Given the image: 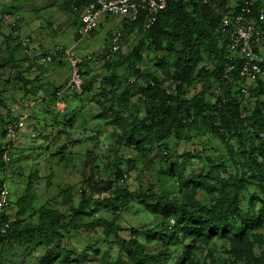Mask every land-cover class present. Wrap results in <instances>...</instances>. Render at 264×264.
<instances>
[{"label": "rangeland", "instance_id": "374dc122", "mask_svg": "<svg viewBox=\"0 0 264 264\" xmlns=\"http://www.w3.org/2000/svg\"><path fill=\"white\" fill-rule=\"evenodd\" d=\"M208 2L209 19L222 10H232L237 3L236 0ZM73 3H79V0H73ZM68 7L65 0H0V150H4L5 162L10 160L5 172L0 171V177L6 180L11 195L9 218L23 228L39 225L43 211L50 210L62 217L57 229L49 235H31L4 245L0 251V264H150L151 261L156 264H220L216 259L225 261V264H248L230 258L225 253L228 243L218 239L196 244L192 252L179 247L170 248L169 252L165 250L155 234L161 225L166 224L162 218L168 210L159 208L153 200L131 202L115 215L111 210L115 204H105L104 200L112 197L107 190L108 183L117 171L125 168L129 177L125 187L133 193L179 200V184L169 173L160 149L151 144L149 135L141 133L135 137V144L123 145L122 126L113 129L106 124L110 119L103 118L112 112L109 111V102L103 107L92 101L95 89L88 95L90 86H87L85 93L77 97L72 95V90L66 89L70 67L65 60L55 56V62L46 68L40 63L41 57L53 55L56 46L72 48V53L81 57L98 53L103 45L108 46L110 36L124 22L122 17L105 16L95 33L78 43L75 30L80 25V18ZM186 10L194 16L192 28L197 32L194 37H199L198 42H204L203 46L198 45L192 51L187 49L184 57L179 56L184 48L182 32L172 18L162 22L172 37L161 38L157 43L143 41L145 33L130 26L123 30V47L113 58L116 64L127 61L126 67L122 64L116 71L120 87L124 88L128 80L131 82L127 68L131 61L144 80H151L148 79L151 76L158 83L162 81L164 87H169L177 72H184L187 80L184 82V97L187 100L200 95L211 80L205 99L211 103L215 101L219 95L218 83L210 76L214 61L203 37L205 28L211 24H207L209 20L205 21L201 13L193 12L190 6L187 5ZM4 15L9 19L2 22ZM13 25L18 27L20 36L29 37L28 48L15 46L14 41L8 39ZM136 48L141 56L137 62L134 57ZM261 53L264 55V51ZM92 63L86 69L90 73L87 81L93 78L90 85L94 82L97 88L112 69L100 60ZM242 86L246 89V94L239 91L243 97L239 104L243 118L252 115L257 102L264 110V95H257L256 81L247 80ZM115 95H121L120 89ZM131 98V104L139 111L137 121L150 125L145 114L146 105L138 104L139 95ZM113 107L115 112L123 114L120 107ZM20 117L25 118V127L14 136H8L7 124ZM237 123L242 132L237 139L244 144L235 140L234 145L226 147L219 138L209 133L202 136L195 129L182 133L180 141L171 137L164 142L172 149L170 161L178 166L185 165L178 159L184 149L190 153L199 152L188 167L184 166L182 176L200 174L202 177L186 187L184 199L204 207L222 199L225 189L208 179L210 166L207 163L215 167H211L213 171L224 167L223 171L227 172L224 179L228 185L234 183L233 179L242 181L243 170L245 176L250 175L253 160L264 168V151H259L264 150L263 127L244 130L247 125L244 126L243 119L239 118ZM188 137L192 145L185 142ZM227 139L233 144L235 138ZM209 147L215 154L212 152L209 157H203L201 149ZM148 150L155 155L154 162L148 163ZM119 160L123 162L119 163ZM204 185L208 188L201 187ZM89 186L92 188L84 196ZM228 192L232 194V190L228 189ZM253 192L251 187L241 195L242 209H246L249 194ZM27 196L30 205L21 213L20 202ZM82 201L86 203V215L80 212ZM98 220L107 222V227L91 225ZM174 222L169 220L165 227L169 230ZM134 229L135 240L131 238ZM260 233L263 243H254L252 251L264 264V230Z\"/></svg>", "mask_w": 264, "mask_h": 264}, {"label": "trees", "instance_id": "16d2710c", "mask_svg": "<svg viewBox=\"0 0 264 264\" xmlns=\"http://www.w3.org/2000/svg\"><path fill=\"white\" fill-rule=\"evenodd\" d=\"M65 1L69 5L68 10L81 13L89 3L94 2L95 0H79V3L75 4L73 3V0ZM236 2L237 3L232 10H222L216 17L209 19L207 15V9L210 8L208 0H169L166 9L159 13L156 22L149 30H144V24L147 20L146 12L140 13L137 22L134 24L125 22L120 24L122 30H126L130 26L140 28L145 33L143 41L149 40L150 43H157L161 38L168 39L169 37H172L170 31H167L165 29L166 27H163L162 22L170 18L174 19V21L176 20L175 23L182 32L181 37L184 44L183 51H180L179 56L184 57L187 49L192 51L198 45V47H202L204 44V42L201 44L198 42L201 40L199 37H194V34L197 33L195 29L192 28V25L195 23V19H193L194 16L191 15L190 12H187L186 7L188 5L191 9H194L193 12L201 13L205 21L209 20L207 24H211L208 28H205V34L203 37L207 42L206 47L208 48V51H210L209 56H212L214 61L210 76L215 79L216 83H218L217 90L219 91V95L212 103L205 99V94L209 92L211 86V80L200 95L187 100L184 97V82L187 81L184 72H177L176 75L172 77L173 81H171V84L168 85L169 87H164L162 85V81L158 83L155 78H152L151 76H148V79L151 80H144V77H142V75L140 76V72L139 69L136 68V64L134 65L131 61L127 64V68L130 71L132 79H135V82L132 84L131 82L129 83L128 80L126 84L128 87L124 86V88H122L120 87V78L117 76L116 71L122 64L125 66L127 61L124 60L120 64H116L113 63L114 59L106 61L104 60V56L101 57V55H99V58H95L94 61H103L102 64H104V66L112 69L110 70L111 74L109 73L106 77L102 78L99 86L96 88L94 82L90 85L93 78L87 81L89 77L88 74L90 73L86 69L93 64V60L84 62V64L80 66L81 77L83 78L82 92L77 94L72 91L71 93L74 97H77L78 95L85 93V88L87 86H90V88L87 89L89 90L88 95L95 89L96 91H94L93 95H91V99L96 102L98 106L101 105L103 107L107 106V102H109L108 106L110 108L109 111L112 110L111 114L102 115H104V119H110L106 123L109 127L118 129L121 128L119 125L122 126L123 140L125 139V143H123V145L128 146L135 144V137L141 133L145 134V136L149 135L148 137L151 139V144H155V148L160 149L159 151H161L160 153L162 158L165 159L169 173L173 175L174 181L179 184V200L175 197L168 199L167 196L157 197L148 193H133L128 191L125 187L129 178L127 172L128 169L125 168L123 170H119L114 174V179L110 180L107 185V190L110 191L112 197H107L104 200L105 204H115L111 209L114 215L119 210L125 209V206L131 202L141 201L144 199L153 200L159 205V208H163L164 211L168 210V213L163 215L162 218V221L164 220L166 224L161 225L157 232L155 231V237H158L159 241L162 242L163 247L168 252L170 251V248L178 247L192 252L194 251L196 244L206 243L208 240L214 241L215 239H218L228 243V248L225 253L230 258L232 257L234 260L239 261L244 260V262H247L248 264H261L262 260L254 256L252 249L254 243H258V245H262L263 243L260 231L264 230V168L260 167V165L253 160V164H251V168H249L252 173L245 176V170H243V180L237 181L236 179H233L234 183L228 185L224 179V174L227 173L226 171H223L224 167L219 169L220 171L218 169L213 171L211 167L214 166L211 163H207L210 166L209 170H207L209 175L208 179H210L211 182L214 181L216 186L222 185L225 189L223 190L225 191V194L222 199L217 200L215 203L212 202L210 207H204L198 202H189L187 199H184L186 196L184 192L186 187L191 183H194L195 179L199 180L202 177L200 174L196 175V177L195 174H192L189 177H186V175L182 176L185 171L184 166H187L188 163L190 164V160L199 154V152L190 153L184 149L178 159L183 160L185 165L183 166L181 164L178 166L170 161L173 157L171 153L172 149L168 148V146L164 144V142L171 137L180 141L182 139V133H189L191 130L195 129L201 133L200 135L204 136L206 133H209L210 135L219 138L221 143H223L226 147H230L235 144V140L241 143V140L237 139L240 137V134H242L241 129H238L239 124L237 122L239 121V118L240 120L243 119L245 124L244 126L247 125V128H244V130L255 127H258L259 129L263 127L264 129V110L263 105L260 102L256 103V108L250 116H245L243 118V114L239 109V104L243 98L241 94V86L244 84V81L240 80L238 74L241 62L238 60L236 61L235 70L228 78H225L223 74L225 65L232 62L225 58L228 56L225 51L226 42L220 40L219 28L222 17L226 15L233 17L241 11L243 0H236ZM260 9L264 10V0H260V3L255 6L253 14L250 17L251 19L249 20L256 26L264 28V23L261 24L257 22ZM80 27L81 23L75 30V37L77 40L81 38L78 34V29ZM93 33L95 32H91L88 36ZM112 35L110 36V39ZM8 39L10 41H14L15 46L21 47L16 37L12 35V32L8 35ZM16 40L17 43L15 42ZM138 48H136V52L134 53L136 62L141 58L139 51H137ZM103 51L104 50H102V53ZM55 56L58 55H51V62L45 64L41 63L42 66L46 68L47 66L53 64L56 60ZM261 68L264 72L263 64L261 65ZM214 79L212 80L214 81ZM254 81H256V89L258 91L257 95L259 96L262 94L263 96L264 78L262 76H258ZM119 89L121 95H115V92ZM239 91L241 93H239ZM135 95H139L140 97L138 99V104H144V106L146 105L145 114L147 116L146 118L150 122V125H147L145 122L137 121V116L139 114L138 108L134 107L130 102L132 99L131 97ZM114 105L120 107L123 114L115 112L113 110ZM10 123L11 122H9L7 126ZM240 123L243 125V122L240 121ZM227 137L235 138L232 139L233 144L230 143V139H227ZM189 140L190 138L188 137L185 142L189 143ZM189 144L192 145L191 143ZM211 147L206 150L201 149L203 157H209L212 152V154H215V152L211 150ZM259 151L263 152L264 150ZM3 152L4 150H0V171L4 173L10 160L8 159V162H5L3 159ZM146 154L148 156V163L155 161V155H153L151 150H148ZM241 161H244V159ZM122 162L123 161L119 160V163ZM5 181V179L0 177V187L6 183ZM256 183L261 184L258 185ZM201 187L204 189L208 188L206 185ZM251 187L254 192L249 194L250 198L246 209H242L241 195L250 191ZM90 188H92V186H89V189H85V192L83 191L86 194L84 196H87ZM228 189L229 191L232 190V194L228 192ZM29 198L30 197L27 196L26 200L20 202L21 213L30 205ZM10 207L11 204L7 210V214L2 216V221L8 222L9 226L4 234L0 233V251L4 245L9 244L16 239L29 237L31 235H49L53 233L62 219V217L56 212L50 210L43 211L40 214L41 222L39 225L19 228L18 224L12 222L9 218ZM79 207L80 212H82L83 215H86L84 214L86 203L82 201ZM169 220H173L175 222L168 230V227L165 226ZM91 225L107 227V222L98 220L92 222ZM135 234L136 230L134 229L131 231V238L133 240L137 237ZM123 243L124 242H122L121 245H123ZM132 243L136 245L135 242ZM169 254L170 253H168V255ZM210 258H213V256L210 255ZM165 259H167L166 256ZM216 260H218L220 264L226 263L220 259ZM150 264L156 263L151 261Z\"/></svg>", "mask_w": 264, "mask_h": 264}, {"label": "built area", "instance_id": "2783aa9c", "mask_svg": "<svg viewBox=\"0 0 264 264\" xmlns=\"http://www.w3.org/2000/svg\"><path fill=\"white\" fill-rule=\"evenodd\" d=\"M169 0H95L89 3L81 13V27L78 29L79 36L84 39L91 32H94L100 27L105 16H118L124 18L125 23L134 24L137 22L139 14L146 12L147 20L144 24V30H149L156 22L160 12L166 9ZM260 3V0H243V6L239 14L235 16L222 17L220 24V40L226 42L225 57L232 63H227L224 67L223 74L228 78L235 70L236 61H240V70L238 71L241 81L255 80L258 76H264L261 65H264V55L261 53V48L264 46V28L256 26L251 19L255 6ZM9 19V16H3L2 21ZM257 22L264 23V10L260 9ZM123 24V23H122ZM12 35L16 37L21 47H28L30 40L20 36L19 30L16 27L12 29ZM123 30L118 28L115 30L108 46H103L96 54L104 56V60L111 61L121 52L123 47ZM102 50L103 53H102ZM54 54H57L61 59L65 60L70 67V77L68 87L80 94L82 92L83 80L81 77L80 66L86 61H92L93 55H86L81 58L72 53V49L56 46ZM40 59V57H39ZM38 59V60H39ZM51 56L41 57L40 63H50ZM135 79H131L134 83ZM241 91L246 94V89L241 86ZM24 117H20L16 122L10 123L6 130L12 135L16 130L24 128ZM11 204V195L6 184L0 187V233L4 234L8 228V222L2 221V216L7 214V210Z\"/></svg>", "mask_w": 264, "mask_h": 264}, {"label": "clouds", "instance_id": "9594fccd", "mask_svg": "<svg viewBox=\"0 0 264 264\" xmlns=\"http://www.w3.org/2000/svg\"><path fill=\"white\" fill-rule=\"evenodd\" d=\"M4 16H5V15H4ZM1 21H2V20H1ZM2 22H3V21H2ZM13 27H16V28L18 29V27H17L16 25H15V26L13 25ZM22 37H26V36H22ZM26 38H28V37H26ZM28 39H29V38H28ZM29 40H30V39H29ZM28 47H29V46H28ZM28 47H27V48H28ZM262 48H264V46H263ZM260 50H261V49H260ZM53 54H54V52H53ZM96 54H97V53H94V54H93V53H88L87 55H93V56H96ZM49 56H51V55H49ZM85 56H86V55H85ZM85 56H82V57L79 56V57L84 58ZM95 58H98V57H97V56L94 57V58H93V61H94ZM85 62H86V61H85ZM67 64H68V63H67ZM68 66H69V65H68ZM67 83H68V82H67ZM132 84H133V83H132ZM66 89H67V90H71V89L68 87V84L66 85ZM24 119H25V118H24ZM14 122H16V121H14ZM25 123H26V121L24 122V127H25ZM21 130H22V129H21ZM19 131H20V130H16L12 135L8 134V136H14V135H15L17 132H19ZM7 162H8V161H7Z\"/></svg>", "mask_w": 264, "mask_h": 264}, {"label": "crops", "instance_id": "0c3cea01", "mask_svg": "<svg viewBox=\"0 0 264 264\" xmlns=\"http://www.w3.org/2000/svg\"><path fill=\"white\" fill-rule=\"evenodd\" d=\"M74 13L78 14L77 16H79V12L75 11ZM80 23H81V20H80ZM28 38H29V37H28ZM81 41H83L82 38H80V39L77 40L78 43L81 42ZM103 46H105V45H103ZM66 48H67V47H66ZM71 49H72V48H71ZM261 51L263 52V51H264V48H261ZM69 77H70V74H69ZM68 80H69V78H68ZM68 80L65 81V82H66V85H67ZM66 85H65V87H66ZM62 97H63V96H62ZM62 97L59 96V98H62ZM77 102H78V101H76V103H77Z\"/></svg>", "mask_w": 264, "mask_h": 264}]
</instances>
